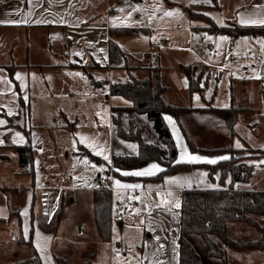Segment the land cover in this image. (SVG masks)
Wrapping results in <instances>:
<instances>
[{
	"label": "crops",
	"instance_id": "obj_1",
	"mask_svg": "<svg viewBox=\"0 0 264 264\" xmlns=\"http://www.w3.org/2000/svg\"><path fill=\"white\" fill-rule=\"evenodd\" d=\"M262 1V5L256 6L252 4L254 0H251V5L246 12L242 13L245 11L243 10L237 14L236 21L240 20V15L251 16L250 19L264 18V0ZM111 3L112 0H0V21H21V23H0V120L5 121L4 124L0 125V161L1 163L9 161L11 156L8 155L7 151H11L18 163L14 175L24 178L30 177L31 186H27L24 195L28 196L26 206L30 203L32 206L33 193L36 187L37 190L44 191L43 197H46L47 193H49L47 196H53L50 200L44 199L42 202L48 201L51 202V206L57 204L61 206L64 203V190L86 189V191L93 190L94 192L95 189L99 188V182L102 180H107L114 185L115 199L112 197L113 192H110V238L107 241H103L99 237L98 240H95V248L90 252L89 257L85 259L89 260L90 264H178L177 238L180 232V213L179 208L175 207L177 197L180 205L182 190L222 187L223 185L219 183L221 170L217 168L214 171V177L210 178L209 166L213 163H180L190 165L188 167L176 166L164 173L162 178H158L156 176L160 172L153 176L143 177L121 174L123 171L144 169L152 163H158L165 170V165L157 161H149L143 166L127 169L112 165L114 154L130 155L137 151V147L132 144L133 142L131 143L127 139L124 140L123 137L118 136L119 140L116 143L114 142V133L117 135L112 120V113H116L114 109H119L117 115L121 117V123L125 124L126 122L129 126H136L143 139L145 135H149L154 140L149 142L160 144V140L157 134H155L156 136L152 134V124H150L145 114L137 113L131 109V101L124 100L120 95L110 93L109 85L111 82L123 81L127 78L125 69L114 67L109 61V28L111 26H122L112 24ZM23 21H26V23ZM38 21L39 23H37ZM238 23L241 24L240 21ZM120 37H116L115 40L118 42ZM156 56L159 57L158 54ZM152 66L144 65L141 66L142 68L136 66L131 73L135 77L142 78L149 75ZM87 68L93 70L102 68L106 72L108 71L111 76L114 73V77H116H108L105 80L109 91L105 98L107 102L111 103L110 121L108 123L111 163H107L102 174H98L97 186L95 187L61 183L51 184L49 183V172L46 170L38 152L43 151L44 148L46 153L66 149L64 143H67V138H63L64 136L57 132L58 122L56 116L61 115L63 117V121H59L61 122L59 127L63 129L73 127L74 122L67 117V107L64 106L63 99L72 96L75 92L73 82H70L68 78L77 74L84 77L88 73ZM142 70L148 73L140 76L134 73ZM17 74L20 78H17ZM231 80V85L235 81H239L241 83L240 87L245 88L246 82L240 81L241 78L232 77ZM247 80H249L247 84L251 85L253 80ZM89 81L95 86L102 83L103 79L98 80L91 77ZM81 82L84 88H81L78 94L85 98L84 101L88 103V107L92 106L95 110L98 94H96L95 88H92V94L86 90L84 78L81 79ZM254 84L257 86L256 88L249 87L248 92H245V96H254L255 103L253 104H234L232 102V88L228 89L227 107L234 105L240 108L235 123V129L239 135L234 137L230 136L226 130L221 115L215 109H212L226 108L225 105L215 103L211 94L209 96L211 100H209V97L206 99L202 96L204 102L197 105L193 103L192 93H189L187 87L179 97L178 92L168 89L165 85L166 88L161 94L164 101L181 107L177 112V117L170 112H162L163 119L176 147L174 163L180 158L181 154L177 134L189 153L209 159L229 157V152L223 151V149L220 150L229 145L235 148H246L248 155H256L257 150H264V79H258V82H254ZM205 89L206 87H204L203 93ZM88 90L90 91V89ZM80 101L78 99L71 101L72 107L77 111L81 110ZM92 114L90 120L94 123L91 127L99 128L97 117L95 113ZM166 116L171 117L174 121L176 134H174L169 121L165 119ZM143 124L144 129L142 128ZM46 130H49L47 135L41 133V131ZM17 133H19V136H17ZM27 143H30L33 148L34 158L31 163L21 165L18 153L13 146H21ZM77 143L82 148L78 153L90 154L98 158L95 161H102L100 155L91 153V148H84L86 146L81 143V139H77ZM237 143L241 147H237ZM130 145L135 147H130ZM252 149L257 150L252 151ZM162 154L163 156L167 155L165 150ZM262 158H264L262 155L248 158L246 164L253 165L252 175L246 182H235L234 189L264 191V163H260L264 161ZM219 161L222 160H217V162ZM117 169L120 171H117ZM188 172L192 175L190 176ZM224 176L226 184L223 187H226L230 176L228 172ZM178 177L197 179L198 183L177 185V183L169 182L172 179L177 181ZM117 180L122 185L139 184L141 187H118L115 183ZM131 192L133 194H130ZM128 195L138 198L133 199V207L136 208L137 213L135 216L131 215L130 217L134 219L139 228L142 226L141 232L136 238L138 240L135 245L138 248L136 263L127 260L128 253L125 250L130 243L122 240L119 235L117 237L120 239H116L114 234L115 231L117 233L121 232L125 227L126 215L122 208L126 204ZM164 200L167 201V204L162 203ZM138 208L140 209L139 214ZM13 212L19 214L18 210ZM11 217H8V221L11 220ZM258 220L264 223V216L258 217ZM0 221L6 220L0 218ZM56 224H58L57 218L56 220L44 217L35 218L34 215L31 217H17L13 225L14 231L20 233V237L15 242L29 247L31 256L38 254L42 264H54L56 257H60L65 263L66 241L70 243L72 239L68 238L67 240L65 234H57ZM75 224L80 225L79 234L81 235L83 232L86 236L82 222L77 221ZM92 235L95 236L93 233ZM257 235L258 233L251 230L247 225L241 223L235 225V238L243 237L255 240ZM184 237L198 254L201 264H223L221 258L210 254L209 248L201 235L188 233ZM210 237L222 249L230 264H264V249L262 251L234 249L226 246L218 236L210 235ZM98 249L106 252V263L98 261ZM115 257L116 262H114Z\"/></svg>",
	"mask_w": 264,
	"mask_h": 264
},
{
	"label": "rangeland",
	"instance_id": "obj_2",
	"mask_svg": "<svg viewBox=\"0 0 264 264\" xmlns=\"http://www.w3.org/2000/svg\"><path fill=\"white\" fill-rule=\"evenodd\" d=\"M250 1L218 0L220 7L215 8L211 0L210 2L200 0V2L196 3H193L192 0H112L111 21L113 25L150 29L148 34L140 33L138 35L122 36L118 39V42L132 54L127 59L128 64L139 68L144 65H154L155 56L158 54V61L161 67V82L168 89L178 92L179 97L182 91L186 90V81L180 65L190 64L196 68V75L198 73L201 74L200 85L203 86L205 84L206 87L204 93H199L198 91L192 93L194 104L200 105L199 103L204 102L203 97L207 99L211 94L215 103L227 105L229 99L228 89L231 88L233 91L232 102L234 104H253L255 103L253 100L254 96H245V92H248L249 87L256 88L257 86H255L254 82H258V79H264V47H262L261 43L264 42V35H220L203 29V26L212 24L207 15L211 17L216 25H227L228 21L234 20L237 25L257 26L238 23L242 18L249 20L251 16L248 15L242 14L243 16H239L240 20L236 21L237 14L243 10L245 11L242 13L246 12L251 5ZM252 4L256 6L262 5L263 1L258 0L257 2H252ZM185 6L191 7L197 13L204 14L203 16L205 17L190 18L184 8ZM134 9L139 10L134 11ZM166 11L178 12L179 15L165 16L164 13ZM220 37H226V39L221 40ZM87 72L84 77L75 75L68 78L70 82H73L75 92L72 96L65 97L63 103L67 107L68 119L74 122L73 127H66V129L59 127V123H61L59 121H63V117L61 115L56 116L58 122L57 132L64 136L63 138H67V143H64L66 149L46 153L44 148L43 151L38 152L46 170L49 172V183L51 184L97 186V176L99 173L102 174L109 162L103 158V155H100L102 161L97 162L91 159L88 154L78 153L82 148L78 146L77 139L85 138L83 145L86 147L84 148L90 149L87 144L94 142L96 138L95 143L98 146L96 150L103 149L104 154L110 160L108 143L110 131L108 123L110 121L111 103L107 102L105 98L109 92L105 80L108 77H116H114V73L111 76L108 71L106 72L102 68L96 70L87 68ZM154 72L153 67H151L149 75L153 76ZM134 73L140 76L141 74L146 75L148 72L142 70ZM89 77L98 80L103 79V81L95 85V87L89 81ZM232 77L241 78L240 81L246 82L245 88L240 87L241 83L239 81H235L231 85ZM82 78L86 82V90L92 94V88H95L96 94H98L95 110L92 106L88 107V103L84 101L85 98L78 94L80 89L84 88L81 82ZM247 79L253 80L251 85L247 84L249 82ZM85 96L87 97V95ZM73 99L81 100L80 111L72 107L71 101ZM123 99L125 100L124 97ZM209 100H211L210 97ZM92 113H95L97 117L99 128L91 127L94 123L90 120L93 116ZM150 124L152 123L150 122ZM144 127L143 124L142 128L144 129ZM115 129L117 134L115 135L114 133L115 143L119 140V137H123L125 138L124 140L127 139L136 146L135 141L132 139L134 132L139 130L136 126H129L125 122V124H122L124 133L118 132V124L115 125ZM41 133L47 135L49 130L41 131ZM152 134L156 136L154 129ZM144 139L146 141H154L149 135H145ZM90 150L91 153H94L92 148ZM7 153L11 156V159L2 163L0 161V218H5L6 220L0 221V264H11L15 260L25 259L32 255L29 247L15 242L20 237V233H17L16 230L14 231L13 222L16 221L17 217H31L33 215L35 218L44 217L54 220L57 218L56 233L65 234L67 240L68 238L72 239L70 243L66 241L65 263L80 264L89 257L90 252L95 248V240H98L99 237L93 217V190H64V203L61 206L57 203L56 206H51V202L45 201L44 203L42 200H50L53 196H47L49 194L47 193L46 197H43L44 191L37 190L36 187L33 193L32 206L31 203L26 206L28 196L24 195L27 186H31L30 177L24 178L14 175V171L18 168L17 159L11 151H7ZM84 160H87L88 163H83ZM188 173L190 174V172ZM195 183H198L197 179L189 177L185 179L177 178V185ZM130 194H133V192ZM112 195L114 197V192ZM133 197V195H128L126 204L122 208L126 215L124 229L119 233L115 231L114 234L116 239H120L117 237L119 235L122 240L130 243L125 250L128 253L127 260L131 263H136L138 258V248L135 247L138 241L136 238L141 232L142 226L139 228L134 219L130 217L131 215L135 216L137 213L136 208L133 207ZM177 202L179 203L178 197ZM17 210L19 214L13 212ZM139 212L140 209L138 208V214ZM10 216H12L11 220L8 221ZM77 221L82 222L86 236H84L83 232L81 235L79 234L80 225L75 224ZM105 258L106 252L98 249V261L106 263L107 260ZM116 261L115 257L114 262Z\"/></svg>",
	"mask_w": 264,
	"mask_h": 264
},
{
	"label": "trees",
	"instance_id": "obj_3",
	"mask_svg": "<svg viewBox=\"0 0 264 264\" xmlns=\"http://www.w3.org/2000/svg\"><path fill=\"white\" fill-rule=\"evenodd\" d=\"M215 8H219L218 0H211ZM258 0H254L257 2ZM190 18L205 17L204 14L197 13L191 7L185 6ZM212 24L203 26V29L210 33L220 35H264L263 26H241L235 21L228 22L227 25H216L211 17L207 15ZM149 28H134L127 26H111L109 28L108 55L112 66L120 67L126 70L127 78L123 81H113L110 83V93L120 95L131 101L130 108L137 113L145 114L152 123L160 144L152 143L141 137L139 130L134 132L132 139L135 141L137 151L134 154H114L112 165L117 168L127 169L140 167L149 161H157L165 165V170L157 174L156 177L162 178L164 173L174 169L176 166L188 167L190 164L174 163L176 158V147L170 131L163 119L162 112L167 111L177 117V112L181 109L179 106L169 104L164 101L161 94L165 90V85L160 80L159 57L155 56L153 76L148 75L142 78L135 77L131 72L136 66L128 64V57L132 55L127 49L122 47L116 40V37L138 35L140 33L148 34ZM186 87L189 93L198 91L203 93L205 84L200 85L201 74H195L196 68L187 65H180ZM207 84V83H206ZM215 109L223 120L224 126L230 136H238L235 129V123L238 119L240 108L230 105L226 108ZM119 109H114L112 120L115 125L118 124V132H123L121 117L117 115ZM21 165L31 163L34 158L33 148L30 143L16 146ZM229 152V159L222 160L216 164L210 165V178H213L214 171L219 168L221 177L219 183L225 186V173H229L230 179L226 187L212 189H185L181 192V202L179 207L180 232L177 238L178 243V264H201L200 258L192 245L184 237L188 233L201 235L209 248L212 256L222 259L223 264H230L223 254V251L211 239L210 235H216L228 247L234 249H252L262 251L264 249V223L258 220V217L264 216V191H248L234 189L235 182H246L252 175V164H246L248 158H254L257 155L264 157V150L252 149L258 151L256 155H248L246 148H235L231 145L220 150ZM163 150L167 155L163 156ZM218 151V150H207ZM93 160L98 158L89 154ZM196 166V165H193ZM110 211H111V193L109 190L97 188L93 192V217L98 236L101 240L107 241L110 238ZM237 223L247 225L251 230L258 233L255 240L246 238H235L234 229ZM11 264H42L38 254L27 257L23 260L14 261ZM54 264H65L60 257H56ZM81 264H90L89 260Z\"/></svg>",
	"mask_w": 264,
	"mask_h": 264
},
{
	"label": "snow or ice",
	"instance_id": "obj_4",
	"mask_svg": "<svg viewBox=\"0 0 264 264\" xmlns=\"http://www.w3.org/2000/svg\"><path fill=\"white\" fill-rule=\"evenodd\" d=\"M193 3L196 2H200V0H192ZM204 2H210V0H204ZM139 9H134V11H138ZM179 15L178 12H173V11H166L164 13L165 16H173V15ZM26 23V21H23ZM0 23H21V21H0ZM39 23V21L37 22ZM240 23L242 25H247V24H259V25H264V18L261 19H250V20H245V19H241ZM221 40L226 39V37H220ZM262 43V47H264V42ZM79 55V54H78ZM79 75V74H77ZM17 78L19 77V74H17ZM258 78V77H257ZM197 99H199V97H197ZM225 107H227V105H225ZM11 115V113H9ZM166 120L169 121L170 125L173 128V132L174 134H176V129H175V123L174 121H172L171 117H165ZM5 121L4 120H0V125L4 124ZM17 136H19V133H17ZM177 141H178V146L181 148V154H180V158L178 160H176V163H199V162H207V163H216L217 160H224V159H229L228 156H223V157H218L215 159H209L207 157H201L199 155H194L188 152L187 148L183 145L181 138L179 137V135L177 134ZM85 142V138H81V143ZM88 147L92 148L94 150L95 155H103V158L108 161L109 163H111V161L109 160V157L107 155L104 154L103 149L100 150H96L97 149V144L95 142L89 143L87 144ZM237 147H241V145L239 143H237L236 145ZM130 147H135L134 145H130ZM83 163L87 164L88 161L84 160ZM260 163H264V161H261ZM95 167V166H93ZM117 171H120L119 169H117ZM164 171V169L158 164V163H152L149 166H147L144 169L141 170H133V171H123L121 174L124 176H137V177H143V176H153L156 175L159 172ZM169 182L171 183H177V181L175 179L170 180ZM116 185L118 187H122V188H139L141 187V185L136 184V185H122L120 183V181H115ZM169 195H171L169 193ZM133 199H138L137 197H133ZM163 204H167V201L164 200L162 201ZM159 206V205H158ZM175 207L179 208L180 205L177 202L175 204ZM39 247V245H38Z\"/></svg>",
	"mask_w": 264,
	"mask_h": 264
},
{
	"label": "built area",
	"instance_id": "obj_5",
	"mask_svg": "<svg viewBox=\"0 0 264 264\" xmlns=\"http://www.w3.org/2000/svg\"><path fill=\"white\" fill-rule=\"evenodd\" d=\"M264 73V72H263ZM99 188H102V189H106V190H109L111 193L113 192V190L115 189L114 185L107 181V180H102L99 182Z\"/></svg>",
	"mask_w": 264,
	"mask_h": 264
}]
</instances>
